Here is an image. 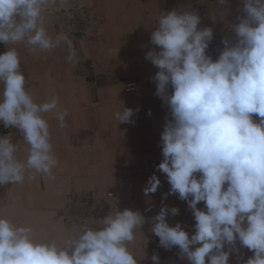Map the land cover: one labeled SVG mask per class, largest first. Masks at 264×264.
Wrapping results in <instances>:
<instances>
[{
  "label": "clouds",
  "instance_id": "clouds-1",
  "mask_svg": "<svg viewBox=\"0 0 264 264\" xmlns=\"http://www.w3.org/2000/svg\"><path fill=\"white\" fill-rule=\"evenodd\" d=\"M56 2L0 0V42L24 43L34 53L66 43L73 62L68 35L53 38L45 27L43 13ZM226 2L217 0L221 6ZM242 12L232 26L235 41L223 40L215 61L206 54L213 29L198 28L201 19L192 10L163 13L150 37L159 51L146 53L159 69L153 77L156 95L171 117L161 133L163 160L157 169L171 186L167 195L178 193L187 201L196 221L189 237L180 223L170 226L166 221L169 211L175 216L179 209L164 206L152 218L151 231L164 249L178 247L189 264H206V258L207 264H229L237 241L254 253L245 264H264V0H243ZM0 85V123L19 130L28 145L26 162L21 161L11 135L0 136V185L23 183L26 174L29 179L36 174L54 179L58 160L43 114L55 112L63 128L67 110H59L56 96L42 104L34 101L15 47L0 53ZM133 115L124 107L115 118L134 123ZM160 183L153 174L144 194L155 193ZM199 202L206 210L197 207ZM144 223L138 210L109 213L99 229L85 224L60 247L35 240L31 226L0 218V264H137L127 245ZM151 259L160 264L158 255Z\"/></svg>",
  "mask_w": 264,
  "mask_h": 264
},
{
  "label": "crops",
  "instance_id": "crops-1",
  "mask_svg": "<svg viewBox=\"0 0 264 264\" xmlns=\"http://www.w3.org/2000/svg\"><path fill=\"white\" fill-rule=\"evenodd\" d=\"M55 5L57 12L84 5L94 16L87 32L71 40L73 62L68 60L66 43L51 52L34 53L24 43L5 46L0 42V53L15 47L24 54L19 59L26 61V90L34 101L42 104L56 96L59 110L68 112L63 128L55 112L43 114L58 160L54 179L43 174L29 179L26 174L24 183L0 187V218L16 226H31L35 240L63 247L85 224L99 229L109 213L138 210L145 223L127 247L137 264H153L150 249L159 237L151 231L152 218L161 208L179 209L175 216L169 211L166 221L170 226L180 223L189 237L195 234L196 221L187 201L179 199L178 193L167 195L171 186L166 174L157 169L163 160L161 133L166 118L171 117L156 95L153 77L159 69L146 59L148 51H159L150 42L151 33L163 13L192 10L200 16L198 28L211 27L213 39L218 38L223 50V40L235 41L232 26L244 15L243 0H227L223 6L217 0H66L64 4L57 0ZM55 17V28H49L45 17V27L53 38L64 33L57 14ZM130 81L138 82V88L126 93L124 86ZM124 107L134 111V123H119L115 118ZM253 119L260 118L254 115ZM10 128L18 145L17 159L26 162L28 145L19 130ZM153 174L161 183L155 193L146 196L144 188ZM69 205H73V213L67 219L62 213ZM197 207L206 210L204 202ZM236 249L229 264H245L254 255L239 241ZM159 262L189 264L180 255Z\"/></svg>",
  "mask_w": 264,
  "mask_h": 264
},
{
  "label": "built area",
  "instance_id": "built-area-1",
  "mask_svg": "<svg viewBox=\"0 0 264 264\" xmlns=\"http://www.w3.org/2000/svg\"><path fill=\"white\" fill-rule=\"evenodd\" d=\"M57 16L62 23L63 28H65V32L69 38H73L78 33H86L94 20L93 14L84 5H75L74 7L61 10L58 12ZM219 50L218 44L211 40L209 47L206 49V54L209 55L213 61H215L219 57ZM137 88L138 82L130 81L125 84L124 91L126 93H132L136 91ZM4 135H11V133H5ZM11 137L13 141L14 138L12 135ZM111 195L112 193L108 194V196ZM72 206L73 205L67 206L64 211V215L67 219L73 213ZM150 253L152 256L154 254L158 255L159 260H163L171 256L179 255V249L174 246L170 250H166L159 245V240H157L151 245Z\"/></svg>",
  "mask_w": 264,
  "mask_h": 264
},
{
  "label": "rangeland",
  "instance_id": "rangeland-1",
  "mask_svg": "<svg viewBox=\"0 0 264 264\" xmlns=\"http://www.w3.org/2000/svg\"><path fill=\"white\" fill-rule=\"evenodd\" d=\"M56 4V3H55ZM55 4H53V5H50L47 9H46V11L43 13V15L46 17V19H48V25L50 26L49 28H55L54 27V25L55 24H58V20H56L57 18L55 17V15L56 14H58V12L57 11H55L56 10V5ZM69 5V4H68ZM68 9V8H67ZM65 10V9H64ZM57 22V23H56ZM56 26V25H55ZM63 26V25H62ZM63 30H64V33L66 34V32H65V28H63ZM70 40H72V38H69ZM212 41H214L215 43H217L218 44V47H219V52L221 53L223 50H222V48H221V45H220V43H219V41H218V38H214V39H212ZM19 55L20 56H22V55H24L23 53H22V51L20 52L19 51ZM20 63H21V69H22V71H23V73L25 72V70H24V65L26 64V61L23 59V58H21L20 59ZM31 72H32V69L29 71V74H31ZM2 90H3V87L1 88V90H0V92H2ZM13 128V127H12ZM5 133H11V135L12 136H14L13 138H14V140L12 141L13 143H15L16 142V138H15V134L11 131V128L10 127H8V128H6V127H4V125L2 124V123H0V136H3ZM23 183H24V181H23ZM3 185H0V187H2ZM14 186V185H13ZM2 199H3V197H2ZM62 215H64V213H62ZM59 216H61V214L59 215Z\"/></svg>",
  "mask_w": 264,
  "mask_h": 264
},
{
  "label": "bare ground",
  "instance_id": "bare-ground-1",
  "mask_svg": "<svg viewBox=\"0 0 264 264\" xmlns=\"http://www.w3.org/2000/svg\"><path fill=\"white\" fill-rule=\"evenodd\" d=\"M37 232H39V231H37Z\"/></svg>",
  "mask_w": 264,
  "mask_h": 264
}]
</instances>
